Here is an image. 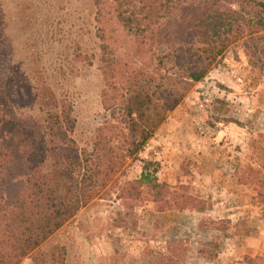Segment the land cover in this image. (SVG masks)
<instances>
[{
    "label": "rangeland",
    "instance_id": "1",
    "mask_svg": "<svg viewBox=\"0 0 264 264\" xmlns=\"http://www.w3.org/2000/svg\"><path fill=\"white\" fill-rule=\"evenodd\" d=\"M128 39L113 20L110 0H0V84L9 107L19 119L41 124L50 106L41 109L39 98L50 90L57 111L64 108L75 118L70 136L78 148L92 151L99 128L105 127L107 134L108 129L116 134L115 147L121 150L122 112L103 70L108 59H130ZM260 68L250 65L242 41L231 46L202 80L187 85L139 159H126L117 174L120 181L135 179L140 159L153 158L160 179L186 184L208 201L204 213L169 210L155 223L153 203L146 201L135 210V229L117 228L112 221L121 205L109 187L108 195L81 207L21 264H147L165 251L169 239L187 242L186 264H264L247 259L264 258V201L258 196L264 193ZM111 80L121 84L116 77ZM216 98L226 100L223 109ZM223 118L240 124L219 121ZM207 216L223 223L217 229L199 228Z\"/></svg>",
    "mask_w": 264,
    "mask_h": 264
},
{
    "label": "trees",
    "instance_id": "2",
    "mask_svg": "<svg viewBox=\"0 0 264 264\" xmlns=\"http://www.w3.org/2000/svg\"><path fill=\"white\" fill-rule=\"evenodd\" d=\"M110 2L113 20L129 37L132 52L128 61L108 59L103 70L119 102L115 107L122 112L121 150L115 147L116 134L109 129L107 134L105 127L99 128L92 151L78 148L70 136L75 118L64 108L57 111L50 90L38 96L41 109L50 106L43 123L19 119L0 84V264H21L81 207L108 195L109 187L121 205L112 221L117 228L135 229V210L146 201L153 203L155 223L165 211L204 213L209 207L188 185L160 179V165L153 158L140 159L135 179L120 181L117 174L126 159H139L144 144L183 99L187 85L202 80L231 46L242 41L250 65L264 69V0ZM114 77L121 84L112 82ZM214 102L219 110L226 106L225 99ZM219 121L240 124L233 118ZM182 169L189 171L183 164ZM258 196L264 201V193ZM221 223L223 219L207 216L198 227L217 229ZM187 252L186 241L169 239L165 251L147 264H186ZM247 259L264 261L261 256Z\"/></svg>",
    "mask_w": 264,
    "mask_h": 264
}]
</instances>
